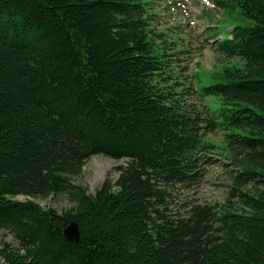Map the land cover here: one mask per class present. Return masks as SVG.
Returning a JSON list of instances; mask_svg holds the SVG:
<instances>
[{"label":"trees","instance_id":"16d2710c","mask_svg":"<svg viewBox=\"0 0 264 264\" xmlns=\"http://www.w3.org/2000/svg\"><path fill=\"white\" fill-rule=\"evenodd\" d=\"M162 1L0 0V231L17 243L0 264H264V0H215L227 25L207 37L231 62L209 78L153 27ZM214 150L226 202L173 213ZM94 156L127 164L91 195L75 179ZM61 196L62 213L34 200Z\"/></svg>","mask_w":264,"mask_h":264},{"label":"rangeland","instance_id":"374dc122","mask_svg":"<svg viewBox=\"0 0 264 264\" xmlns=\"http://www.w3.org/2000/svg\"><path fill=\"white\" fill-rule=\"evenodd\" d=\"M174 3V5H170ZM154 8L153 27L159 33H166V40L171 38L180 39V49L187 51L181 56L184 62L183 67H188V76L201 75L209 78L214 71H218L221 66L229 64L227 61L213 50V44L208 43L211 38L207 37V28L213 27L222 21L219 26L227 25L223 20L227 17L222 11L215 7V0H163ZM246 24V23H243ZM224 37L222 38V41ZM193 82L196 80L193 78ZM189 103L196 104L203 108L208 104L215 109L217 106L210 99L203 101L199 97H192ZM218 146L222 144L223 135L219 132L211 134L205 138ZM220 151L214 150L205 153L216 162L206 167V175L202 181L190 188L177 186L172 194L171 210L173 213L185 214L191 205H214L224 204L230 190L229 166L226 159L218 155ZM126 160L116 161L104 156H94L89 159L83 168L82 174L75 180L89 189L91 195L101 188L107 178L115 182L119 176V167H125ZM25 200V197H19ZM43 208H53L60 213L72 208V204L65 197H51L47 200L34 199ZM3 243H8L17 247L11 235L0 231V248Z\"/></svg>","mask_w":264,"mask_h":264},{"label":"water","instance_id":"95a60500","mask_svg":"<svg viewBox=\"0 0 264 264\" xmlns=\"http://www.w3.org/2000/svg\"><path fill=\"white\" fill-rule=\"evenodd\" d=\"M64 236L71 242H78L80 238L79 227L76 223H71L64 231Z\"/></svg>","mask_w":264,"mask_h":264}]
</instances>
